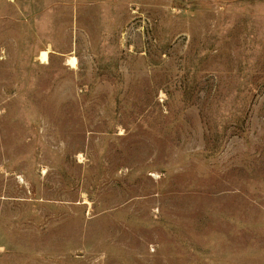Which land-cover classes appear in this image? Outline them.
Segmentation results:
<instances>
[{
    "label": "rangeland",
    "instance_id": "374dc122",
    "mask_svg": "<svg viewBox=\"0 0 264 264\" xmlns=\"http://www.w3.org/2000/svg\"><path fill=\"white\" fill-rule=\"evenodd\" d=\"M0 264H264V0H0Z\"/></svg>",
    "mask_w": 264,
    "mask_h": 264
},
{
    "label": "bare ground",
    "instance_id": "6f19581e",
    "mask_svg": "<svg viewBox=\"0 0 264 264\" xmlns=\"http://www.w3.org/2000/svg\"><path fill=\"white\" fill-rule=\"evenodd\" d=\"M12 1V0H10ZM51 52V48H47L45 50L40 51V53L38 54V58L40 60L41 63H48L49 62V53ZM68 64L72 67V68H76L78 61H77V57L76 56H70L68 58Z\"/></svg>",
    "mask_w": 264,
    "mask_h": 264
},
{
    "label": "crops",
    "instance_id": "0c3cea01",
    "mask_svg": "<svg viewBox=\"0 0 264 264\" xmlns=\"http://www.w3.org/2000/svg\"><path fill=\"white\" fill-rule=\"evenodd\" d=\"M10 2H12V4H13L14 0H12V1H10ZM15 4H16V5H15V6H16V8H20V7L17 5V3H16V2H15ZM41 51H42V50H41ZM51 52H52V50H51ZM51 52H50V53H51ZM39 53H40V52H39ZM50 53H49V57H50ZM43 64H44V63H43Z\"/></svg>",
    "mask_w": 264,
    "mask_h": 264
}]
</instances>
